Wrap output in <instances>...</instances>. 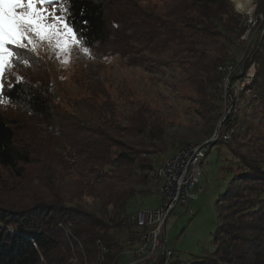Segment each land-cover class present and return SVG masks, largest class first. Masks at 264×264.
Wrapping results in <instances>:
<instances>
[{
  "label": "trees",
  "instance_id": "obj_1",
  "mask_svg": "<svg viewBox=\"0 0 264 264\" xmlns=\"http://www.w3.org/2000/svg\"><path fill=\"white\" fill-rule=\"evenodd\" d=\"M109 2L71 0V18L83 30L84 44L110 49L147 69L176 58L184 64L187 84L202 114L216 113L224 100L221 67L237 60L232 37L243 32L231 1L159 0L154 12L136 0H122L113 19L106 15ZM133 44L143 46L144 52L164 51L168 58L148 54L131 59L136 53ZM249 51L246 67L255 60L256 75L237 97L264 112V36ZM3 94L8 102L24 103L31 116L53 120L51 100L44 92L18 82ZM232 118L227 120L230 138L222 140L229 143L235 170L227 167L231 177L217 201L219 223L212 252L189 261L171 259L168 264H264V162L230 145L249 133L242 121ZM123 120L110 128L83 123L93 137L81 143L85 175L75 193L41 191L30 206H0V264H119L125 240L139 232L131 220L134 202L151 192L147 185L159 183L154 156L168 151L166 144L153 151L157 147L153 142H163L166 131L164 119L149 107L133 105ZM135 137H145L154 149L129 141ZM31 160L32 152L20 145L16 129L0 112V165L21 175L19 164ZM83 196L91 198L93 205L79 204Z\"/></svg>",
  "mask_w": 264,
  "mask_h": 264
},
{
  "label": "rangeland",
  "instance_id": "obj_2",
  "mask_svg": "<svg viewBox=\"0 0 264 264\" xmlns=\"http://www.w3.org/2000/svg\"><path fill=\"white\" fill-rule=\"evenodd\" d=\"M107 1L110 2L106 15L108 19H113L112 15L116 13L117 5L122 0ZM136 1L150 10H154L153 7L159 2ZM259 1L264 3V0ZM263 36L264 32L258 41ZM232 39V52L239 59L246 44L240 40L238 32ZM133 46L136 53L131 59L148 54L152 58H168V53L164 51L146 50V54L143 46ZM86 47L90 49V54H85L81 47L74 46L68 57L69 62L61 63L54 49L47 42H41L37 49L38 56L29 54L27 57L30 66L17 64L6 74L4 91L18 83L17 76L22 77L21 83L26 89L36 88L50 98L54 116L52 121L44 122L39 117L31 116L22 102L0 104V112L11 121L17 131L18 142L32 152L30 163L19 164L21 175L0 165V206H30L38 200L41 191L61 189L69 194L75 193L78 185L81 187L85 175L80 162L81 143L83 139L93 137L83 123L95 128L120 126L133 105L144 104L164 119L166 134L163 142H153L157 146L154 149L149 146L145 137H135L129 141L151 151L167 145L168 153L160 152L154 156L156 169L161 161L174 155L184 145L210 141L199 183L192 189L196 197L190 200L189 205L180 203L173 210L167 221L166 245L174 253L172 260L189 261L212 252L219 223L217 201L230 180L231 172L228 168L235 170L232 168L235 157L230 154L229 143L222 140L227 131H232L229 130L231 128L227 120L233 117L235 122L242 121L246 126L245 131L249 132L234 144L229 140L230 145L263 164V110L245 103L243 98L238 101L234 94L230 97L235 92V87L229 86L228 97L220 102L218 111L209 116L203 115L195 93L187 84L184 64L176 58L173 61L168 58L169 64H155L147 69L144 66H134L131 60L120 57L110 49ZM249 50L245 55L252 53ZM256 67L257 63L254 77ZM223 88L225 89L224 86ZM241 141H246V144L239 145ZM157 186L154 183L147 185L145 188L151 192L138 196L132 211L161 205L162 196L157 191ZM78 203L89 207L94 201L83 196ZM130 260L132 257L123 253L119 264H128Z\"/></svg>",
  "mask_w": 264,
  "mask_h": 264
},
{
  "label": "built area",
  "instance_id": "obj_3",
  "mask_svg": "<svg viewBox=\"0 0 264 264\" xmlns=\"http://www.w3.org/2000/svg\"><path fill=\"white\" fill-rule=\"evenodd\" d=\"M230 1L235 12L241 17L240 27L243 32L240 35V40L245 42L246 49L239 59L221 67V71L225 73L224 98L228 97L227 88L229 86L235 87V92L231 93L230 97L233 94L236 97L243 88L242 86L252 81L256 63L251 61L246 67L250 54H245L264 32V5L262 6L259 0ZM244 70L245 73L242 77ZM237 71L240 76L231 82V77ZM241 81L243 82L241 83ZM222 138L229 139L230 134L227 133ZM209 142L184 145L156 169L159 179L157 191L162 196V204L152 209L137 210L132 214L131 220L136 224L139 232L125 240L123 253L132 257L128 264H165L172 259L174 253L166 245L167 221L180 203L189 205L190 200L196 197L192 189L199 183L201 167ZM100 257L102 260L103 256ZM72 260L77 261V257L74 256Z\"/></svg>",
  "mask_w": 264,
  "mask_h": 264
},
{
  "label": "snow or ice",
  "instance_id": "obj_4",
  "mask_svg": "<svg viewBox=\"0 0 264 264\" xmlns=\"http://www.w3.org/2000/svg\"><path fill=\"white\" fill-rule=\"evenodd\" d=\"M70 7L71 0H0V104L8 103L3 94L6 74L17 64L30 66L27 57L38 56L41 42L54 49L61 63L69 62L74 46L90 54L84 46L83 30L71 18ZM16 79L23 80L19 76Z\"/></svg>",
  "mask_w": 264,
  "mask_h": 264
}]
</instances>
